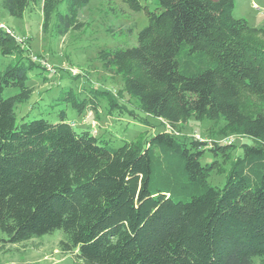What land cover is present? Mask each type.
Wrapping results in <instances>:
<instances>
[{
    "label": "trees",
    "instance_id": "1",
    "mask_svg": "<svg viewBox=\"0 0 264 264\" xmlns=\"http://www.w3.org/2000/svg\"><path fill=\"white\" fill-rule=\"evenodd\" d=\"M88 2L0 6L16 17L38 6L43 29L52 25L62 36L83 27L78 17ZM127 2L144 9L147 24L135 45L104 61L123 72L138 107L172 131L193 116L221 118L252 143L240 144L217 187L208 177L224 171L234 149L226 143L204 147L166 130L114 146L74 129L65 109L56 122H17L16 108L33 91L27 74L37 66L21 57L0 68V252L60 230L59 253L84 264H264V115L240 105L242 91L264 95V25L235 17L233 0H156L154 9ZM17 46L0 27V50ZM6 88L17 90L4 95ZM64 95L78 112L89 102ZM206 150L223 161L201 163Z\"/></svg>",
    "mask_w": 264,
    "mask_h": 264
},
{
    "label": "rangeland",
    "instance_id": "2",
    "mask_svg": "<svg viewBox=\"0 0 264 264\" xmlns=\"http://www.w3.org/2000/svg\"><path fill=\"white\" fill-rule=\"evenodd\" d=\"M138 1L148 9L157 7L156 0ZM233 1L235 17L244 18L254 27L264 25V0ZM63 8L61 5L60 9ZM78 18L83 27L61 36L55 33L52 25L43 29V17L38 6L25 11L22 17L12 16L0 6V27L11 32L18 42L11 53L0 50V68L26 55L37 63L28 72L26 80L33 91L29 99L16 108V121L45 118L56 122L60 119V110L65 109L67 121L74 129L97 132L114 146L124 141H141L166 130L180 139L195 138L204 147L226 143L234 149L224 161L221 155L215 156L210 150L200 158L203 164L223 161L224 171L213 170L208 177L212 186L221 187L230 159L242 152L241 143H252V140L232 131V127L221 118L193 116L182 122L177 131H172L162 119L146 114L138 107L136 98L124 88L123 72L104 61L105 53L136 44L138 31L147 24L144 9L130 6L127 0H89ZM16 90L6 88L4 95ZM66 91H72L79 98H89L87 107L80 112L73 109L70 102L62 98ZM240 105L247 114L259 112L264 115V95L242 91ZM61 235L62 232L56 230L17 245L15 251L0 252V264H84L75 261L71 254L59 253L57 242ZM253 264L260 262L255 259Z\"/></svg>",
    "mask_w": 264,
    "mask_h": 264
}]
</instances>
